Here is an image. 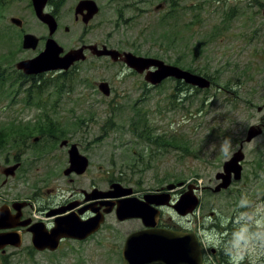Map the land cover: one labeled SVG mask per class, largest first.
Wrapping results in <instances>:
<instances>
[{"label": "flooded vegetation", "instance_id": "flooded-vegetation-1", "mask_svg": "<svg viewBox=\"0 0 264 264\" xmlns=\"http://www.w3.org/2000/svg\"><path fill=\"white\" fill-rule=\"evenodd\" d=\"M81 1L75 0L65 13L66 16L62 15L63 0H48L44 10L56 18L58 25L53 34L56 41L55 37L61 30L65 34H71L69 44L57 41L63 48L60 55L82 50L79 53L80 57L84 55L82 59L78 57L73 61H66L69 64L67 68L38 73L27 72L17 66L22 60L34 58L46 48L49 27L38 17L44 28L48 29L47 34L37 35L40 38L38 46L42 43L43 49L34 56L16 60L14 53L17 49L38 48L23 47L24 35L32 33L26 32L21 35L20 42L16 43L14 49L0 52V101L19 108L3 109L4 112L15 114L1 124L6 127L7 132L4 136L0 135V234L7 236L6 239L0 238L1 263L13 264L17 255H22L29 262L37 252L65 251L70 254L73 251L70 248L72 245L80 246L95 241L99 248L105 249L107 255L115 258L113 263L112 258H107L110 264H122L128 237L155 229L172 230L191 236L199 247L200 264H254L248 249H241L238 254L235 243L240 241L249 248L252 244H258L259 247L264 244V219L258 217L254 210L257 200L253 193L252 176V170L260 167L262 160L259 162L257 158H248L246 144L250 142H245L242 138L232 139L226 134L220 136V140L213 145L212 161L219 156V162L212 167L216 177L210 179L211 185L200 182L198 178L186 180L178 176L175 182H170L175 183L176 187L168 189L169 183H164L166 180L156 178L157 182L151 185L140 177L138 174L146 172L153 160L169 150L164 135L156 134L151 123L143 121L138 103L145 100L151 90L162 88L167 79L174 80L172 90L181 97L185 91L184 84L187 83L174 77L153 83L146 75L155 67H148L142 72L122 59L113 60L110 55H99L95 46L99 49L104 46L116 48L138 56L149 54L140 55L121 49L108 38H101L97 31L100 27L112 24L111 19L103 18L101 22H97L104 8L96 1L99 11L91 15L88 9H77ZM13 2L17 1L0 0V6ZM28 5L35 13L31 0ZM63 19H67V22H63ZM98 61L106 62L108 67L121 68L117 70L116 78L125 74L137 78L133 84L142 96L132 105H120V92L111 77L99 76L91 81L78 74L80 66ZM187 86L194 88L188 84ZM86 88H92L102 100L109 101L106 109L112 110V115L107 118L102 134L88 133L89 124L97 122L94 118L95 111L80 113L76 110L87 99L84 91ZM46 95L53 97L54 103L42 102ZM172 96L175 97V94ZM63 100L72 101V106L67 108L65 115L59 117L57 105L62 107ZM40 107L43 108L41 112ZM122 110L133 112L128 115V127L134 135L129 137L113 136L107 131L122 129L120 123L114 121V117ZM147 121L149 122L148 118ZM261 124L264 122L261 121ZM137 126L143 127L145 134L139 133ZM221 139L232 142L230 148L234 151L226 159L221 156L225 153ZM241 147L244 153V159L240 161L241 178L233 177L227 189L216 192L215 186L222 181L217 178L218 174L223 171L226 161ZM220 150L223 152H219ZM199 153L191 151L186 155L199 157ZM212 161L206 160L209 163ZM6 168H10L9 173H6ZM189 190L198 195L200 203L192 211L183 214L175 205ZM149 195L157 196L152 201L147 198ZM219 196H225V200L215 206L214 203L218 201L216 197ZM121 203H128L131 207H128L129 212L137 214L121 219L118 214ZM230 208L234 210L228 213ZM101 218L103 222L85 238L63 236L56 249L47 247L39 250L34 246L33 228L36 226L51 233L61 223L77 225L82 222L81 224L91 225L90 223ZM64 247L70 249L61 250ZM168 263L194 264V261L188 251L181 252L178 249L172 255H167L164 263L152 264Z\"/></svg>", "mask_w": 264, "mask_h": 264}, {"label": "rangeland", "instance_id": "rangeland-1", "mask_svg": "<svg viewBox=\"0 0 264 264\" xmlns=\"http://www.w3.org/2000/svg\"><path fill=\"white\" fill-rule=\"evenodd\" d=\"M15 1L0 6V52L14 49L21 35L26 32L38 36L48 33V29L44 28L29 7V0ZM74 1L63 0L62 15L66 16ZM96 1L104 8L97 22L103 18H109L112 22L97 31L101 38H108L121 49L140 55L149 54L168 63L179 60L181 66H192L215 78L217 83L208 89L197 91L190 88L182 94L185 99L178 97L179 93L172 90L174 80L167 79L162 88L151 90L147 98L138 103L140 112L148 118L154 132L164 135L169 150L153 160L146 172L138 175L151 185L157 182L156 178L170 184L178 176L186 180L198 178L200 182L211 185L210 179L216 177L212 167L219 162V156L212 161V151L219 137L228 134L229 138H242L247 142L245 138L249 126L264 122V0H128L139 3L127 7L121 13L117 0ZM171 1L175 4L172 10ZM159 4L162 6L156 9ZM14 15L24 20L22 28L11 22ZM63 22H67V19H63ZM70 36L61 30L55 38L61 44H69ZM43 48L44 45L40 43L36 50L17 49L14 57L16 60L31 57ZM117 70L121 68L108 67L106 62L98 61L80 66L78 74L91 81L99 76L111 77L120 92L119 104L132 105L142 96L133 84L137 78L128 74L116 78ZM84 91L87 99L76 110L80 113L95 111L97 122L89 124L88 133L102 134L107 118L112 115V110L106 109L109 101L102 100L92 88ZM42 102L52 104L54 98L46 95ZM9 106L0 101V129L4 126L2 122L15 114L4 110H19L18 107ZM70 106L72 101L63 100L62 107L57 105V116L65 115ZM259 107L262 109L259 110ZM42 110L40 107L39 111ZM49 112L52 114L51 110ZM132 114L119 111L114 121L120 123L122 129H107L108 133L113 136L134 135L128 127V115ZM262 127V134L246 145L249 159L262 160L261 166L252 170V176L253 193L257 200L254 210L258 217L264 219V201H261L264 199V124ZM136 129L141 134L146 132L141 126ZM171 140L185 141L183 147H188L189 152H200L199 157L186 155L187 152L175 147V144L168 145ZM220 143L225 152L221 156L226 159L234 151L230 148L232 142L221 139ZM216 198L218 201L214 203L215 206L225 200V196ZM231 198H234L233 194ZM233 210L230 208L228 213ZM235 246L238 254L241 249H248L254 264H264V244L260 247L252 244L249 248L247 244L237 241ZM70 248H73L70 254L65 251L37 252L29 262L22 255H17L13 264H110L107 258H112V263L115 261L95 241L80 246L72 245ZM1 261L0 257V264Z\"/></svg>", "mask_w": 264, "mask_h": 264}, {"label": "water", "instance_id": "water-1", "mask_svg": "<svg viewBox=\"0 0 264 264\" xmlns=\"http://www.w3.org/2000/svg\"><path fill=\"white\" fill-rule=\"evenodd\" d=\"M36 16L49 27V37L46 41V48L43 52L34 58L24 59L17 64L20 68H24L27 72H41L49 69H61L63 67H69L66 61H73L77 59L79 53L82 50H75L66 53L61 56L60 53L63 48L54 39L53 34L57 29V21L54 15L46 12L44 8L47 5L48 0H31ZM162 5H157L156 9H159ZM78 10L88 9L91 11V15L96 14L99 11V6L96 0H82L77 5ZM11 22L17 26H23V19L20 17L12 16ZM40 42V38L33 33H26L23 37V47L35 49ZM99 55H110L113 60L122 59L128 63L129 66L144 71L148 67H155L153 71L148 72L146 78L153 83H159L167 77H174L181 80L193 87L199 89H208L213 83L212 80L206 75L192 72L181 66L167 63L163 59L149 56H138L132 52H121L116 48H108L104 46L97 48ZM84 57L81 56L80 59ZM22 65V66H21ZM106 87V83H104ZM262 108L259 107V110ZM263 132L262 124H252L249 126L245 140L250 142L261 135ZM244 159L243 148L238 149L231 159L226 161L224 169L217 176L222 181L214 188L216 192L222 189H227L232 182V178L240 179L242 173V165L240 161ZM78 164V163H77ZM84 169V167L82 168ZM10 168H6V173H9ZM182 184L179 183V185ZM168 189L176 187L175 183L167 185ZM153 196V197H152ZM157 195H149L147 198L153 201ZM200 199L198 195H195L193 190H189L185 193L184 197L175 205L176 208L186 214L192 211L197 205H199ZM121 207V209H120ZM128 203H121L118 208V214L121 219L130 217L135 213H130ZM127 210H126V209ZM126 211V212H125ZM91 221V220H90ZM88 222V221H87ZM103 222V218L97 219V222L90 223L91 225L77 223V225H70V223H61L53 232L48 233L38 226L33 228L34 231V246L39 250H44L47 247L56 249L61 237L69 236L76 238H85L95 231L97 225ZM96 225V226H94ZM71 228H70V227ZM90 226V227H89ZM87 227V228H86ZM73 229V230H72ZM88 229V231H86ZM91 229V230H90ZM70 231V232H69ZM5 234H0V238L6 239ZM167 239L168 246L170 248L184 247L187 248L189 256L192 257L194 264H200V254L198 251V245L191 238V236L175 232L172 230L157 231L155 229H149L136 233L128 237L125 250L124 260L122 264H151V263H164V258L168 255V251L165 250ZM170 239V240H169ZM54 240H56L54 243ZM47 241V242H46ZM162 242V243H161ZM181 243V244H180ZM3 244V243H2ZM56 244V245H55ZM171 245V246H170ZM162 247V248H161ZM137 252H136V251ZM141 254V255H140Z\"/></svg>", "mask_w": 264, "mask_h": 264}, {"label": "trees", "instance_id": "trees-1", "mask_svg": "<svg viewBox=\"0 0 264 264\" xmlns=\"http://www.w3.org/2000/svg\"><path fill=\"white\" fill-rule=\"evenodd\" d=\"M117 2H119V4H120V7H119V11H120V13L122 12V11H124L127 7H132L133 5H137L139 2L138 1H128V0H117ZM175 4H173L172 3V1H171V3H170V6L172 7L170 10H172L173 9V6H174ZM118 10V9H117ZM170 12V11H169ZM168 12V13H169ZM122 16V15H121ZM198 45H196V47H197ZM157 56H160V54H156ZM174 64H176V65H180L181 66V62L179 61V60H176V61H174L173 62ZM1 65V64H0ZM182 67L183 68H186V69H189V70H191V71H193V72H198V73H200V74H204V75H206V76H208L209 78H211L212 80H213V82H214V84L215 83H217L216 82V80H215V78L212 76V75H210L209 73H206V72H201V71H197V69L196 68H194V67H192V66H188V67H185V66H183L182 65ZM1 69V68H0ZM229 82V81H228ZM184 89H185V91L182 93V94H185L189 89H190V87L189 86H187V84H184ZM196 90L197 91H199L200 89H197L196 88ZM181 94V95H182ZM178 97H181V96H178ZM182 99H185V97H181ZM142 119H143V121L144 122H146V123H149L148 121H147V118L146 117H142ZM3 135V134H7V132H6V127L5 126H3L1 129H0V135ZM4 136V135H3ZM184 143H186L185 141H183V140H171L169 143H168V145H176L175 147H180V148H182L183 149V151H185V152H189V150H187L188 149V147H183L184 146ZM169 180H173V178H168Z\"/></svg>", "mask_w": 264, "mask_h": 264}]
</instances>
